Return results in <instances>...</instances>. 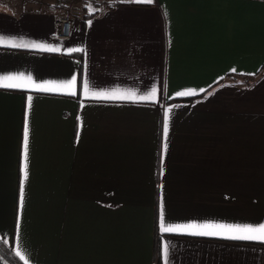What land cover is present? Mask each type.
Returning a JSON list of instances; mask_svg holds the SVG:
<instances>
[{"label":"crops","instance_id":"crops-1","mask_svg":"<svg viewBox=\"0 0 264 264\" xmlns=\"http://www.w3.org/2000/svg\"><path fill=\"white\" fill-rule=\"evenodd\" d=\"M66 1L0 0V76L76 77L0 87V239L23 264H264V242L160 228L161 204L165 226L264 223V0H130L64 38Z\"/></svg>","mask_w":264,"mask_h":264},{"label":"snow or ice","instance_id":"snow-or-ice-1","mask_svg":"<svg viewBox=\"0 0 264 264\" xmlns=\"http://www.w3.org/2000/svg\"><path fill=\"white\" fill-rule=\"evenodd\" d=\"M137 2L142 3H152V0H137ZM0 43H5L3 38H0ZM9 46L13 48H33L41 49L44 51L58 52L59 48L49 47L45 44L39 43H27L20 41L16 43L14 41H7ZM72 51H79V49H69ZM235 71V69H233ZM35 82L31 75L25 76L24 73L19 74H9L6 76H0V87L2 88H27L34 85ZM75 86H76V77L74 76L71 80L65 82H45L43 84H35L37 90L44 92H63L68 95H75ZM83 89L85 95H91L93 97H103L110 99H123V100H135V101H153L157 96V89L154 87L151 91L145 95H137L133 91L122 92L119 89L108 91H89L88 81L85 80L83 84ZM196 93L193 90L182 91L177 93L178 96H192ZM31 96L28 97V107H31ZM169 131L168 116L165 115L163 122V136L165 140L167 139ZM28 145H29V127L27 118L25 120L24 132H23V146H22V179L20 183V192H19V205L22 208L24 202V186L25 182L28 179ZM164 149H167V144H164ZM160 228L162 232H187L192 235L199 236H220L225 235L230 239H239V240H257L264 242V223L253 226L250 224L246 225H224V224H183V225H167L165 226L163 205L161 204V213H160ZM165 255H167V245L164 248ZM19 255V253H17ZM23 259V257H21Z\"/></svg>","mask_w":264,"mask_h":264},{"label":"rangeland","instance_id":"rangeland-1","mask_svg":"<svg viewBox=\"0 0 264 264\" xmlns=\"http://www.w3.org/2000/svg\"><path fill=\"white\" fill-rule=\"evenodd\" d=\"M67 3H70V5H67L66 12H69L72 14V16L76 13L81 12L83 13H92V12H99L106 8V3L100 2L97 0H68Z\"/></svg>","mask_w":264,"mask_h":264},{"label":"trees","instance_id":"trees-1","mask_svg":"<svg viewBox=\"0 0 264 264\" xmlns=\"http://www.w3.org/2000/svg\"><path fill=\"white\" fill-rule=\"evenodd\" d=\"M114 5H106V8H110ZM97 11L86 14L85 18L93 16ZM264 72V69H263ZM0 264H23V262L17 257V255L0 239Z\"/></svg>","mask_w":264,"mask_h":264},{"label":"built area","instance_id":"built-area-1","mask_svg":"<svg viewBox=\"0 0 264 264\" xmlns=\"http://www.w3.org/2000/svg\"><path fill=\"white\" fill-rule=\"evenodd\" d=\"M104 2L109 5H116L122 2H128L130 0H97ZM72 14L67 12L59 20V35L61 37L67 38L71 35V26H72Z\"/></svg>","mask_w":264,"mask_h":264}]
</instances>
